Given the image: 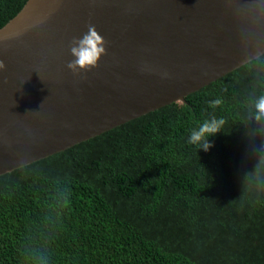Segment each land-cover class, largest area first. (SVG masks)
Masks as SVG:
<instances>
[{"label":"trees","instance_id":"obj_1","mask_svg":"<svg viewBox=\"0 0 264 264\" xmlns=\"http://www.w3.org/2000/svg\"><path fill=\"white\" fill-rule=\"evenodd\" d=\"M26 1L0 0V28ZM262 95L264 54L0 175V264H264ZM213 117L212 146L189 144Z\"/></svg>","mask_w":264,"mask_h":264},{"label":"water","instance_id":"obj_2","mask_svg":"<svg viewBox=\"0 0 264 264\" xmlns=\"http://www.w3.org/2000/svg\"><path fill=\"white\" fill-rule=\"evenodd\" d=\"M94 25L98 67L70 44ZM264 54V0H27L0 28V175L177 101Z\"/></svg>","mask_w":264,"mask_h":264},{"label":"clouds","instance_id":"obj_3","mask_svg":"<svg viewBox=\"0 0 264 264\" xmlns=\"http://www.w3.org/2000/svg\"><path fill=\"white\" fill-rule=\"evenodd\" d=\"M106 41L98 33L94 25L88 26V31L81 37H74L70 44V53L74 57L67 63V68L71 70L74 76L86 79L82 73H87L93 68L98 67V61L101 56L106 55ZM6 69L3 60H0V72ZM223 103L222 99L217 98L208 102L210 108H217ZM255 119H264V95L255 103ZM224 121L222 119L204 120L198 127L190 132L188 143L196 146L198 149L207 151L212 145L208 142L209 137L220 132Z\"/></svg>","mask_w":264,"mask_h":264}]
</instances>
